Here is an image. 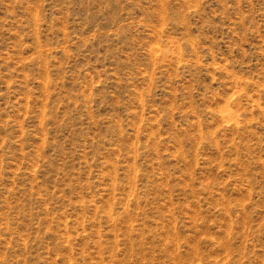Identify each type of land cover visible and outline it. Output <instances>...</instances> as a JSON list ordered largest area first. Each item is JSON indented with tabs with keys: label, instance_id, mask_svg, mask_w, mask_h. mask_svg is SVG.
I'll list each match as a JSON object with an SVG mask.
<instances>
[{
	"label": "rangeland",
	"instance_id": "rangeland-1",
	"mask_svg": "<svg viewBox=\"0 0 264 264\" xmlns=\"http://www.w3.org/2000/svg\"><path fill=\"white\" fill-rule=\"evenodd\" d=\"M0 264H264V0H0Z\"/></svg>",
	"mask_w": 264,
	"mask_h": 264
}]
</instances>
